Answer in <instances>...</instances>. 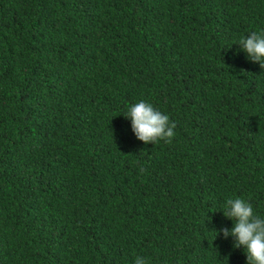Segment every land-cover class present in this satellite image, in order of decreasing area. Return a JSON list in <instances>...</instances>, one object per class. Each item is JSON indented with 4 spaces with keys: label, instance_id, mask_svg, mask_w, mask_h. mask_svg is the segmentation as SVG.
Returning a JSON list of instances; mask_svg holds the SVG:
<instances>
[{
    "label": "trees",
    "instance_id": "trees-1",
    "mask_svg": "<svg viewBox=\"0 0 264 264\" xmlns=\"http://www.w3.org/2000/svg\"><path fill=\"white\" fill-rule=\"evenodd\" d=\"M252 32L264 0H0V264H247L220 229L229 198L264 219Z\"/></svg>",
    "mask_w": 264,
    "mask_h": 264
},
{
    "label": "clouds",
    "instance_id": "clouds-1",
    "mask_svg": "<svg viewBox=\"0 0 264 264\" xmlns=\"http://www.w3.org/2000/svg\"><path fill=\"white\" fill-rule=\"evenodd\" d=\"M252 62H259L264 68V33L252 32L239 42ZM125 117L130 118L132 130L138 140L145 144L158 140L171 143L174 136V122L150 103L140 101L128 108ZM223 215L232 220L233 226L220 229L225 237H234L233 248L243 246L247 264H264V219L254 215L250 203L241 198L227 199ZM135 264H146L143 257H136Z\"/></svg>",
    "mask_w": 264,
    "mask_h": 264
}]
</instances>
